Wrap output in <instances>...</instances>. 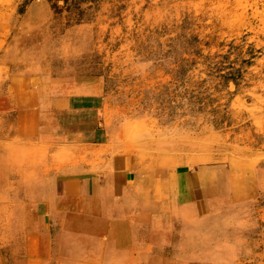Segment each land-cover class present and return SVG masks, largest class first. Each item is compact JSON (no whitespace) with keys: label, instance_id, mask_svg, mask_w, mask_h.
Listing matches in <instances>:
<instances>
[{"label":"rangeland","instance_id":"1","mask_svg":"<svg viewBox=\"0 0 264 264\" xmlns=\"http://www.w3.org/2000/svg\"><path fill=\"white\" fill-rule=\"evenodd\" d=\"M19 75L85 87L109 145L184 189L180 246L119 264H264V0H0V91Z\"/></svg>","mask_w":264,"mask_h":264},{"label":"crops","instance_id":"2","mask_svg":"<svg viewBox=\"0 0 264 264\" xmlns=\"http://www.w3.org/2000/svg\"><path fill=\"white\" fill-rule=\"evenodd\" d=\"M85 89L19 75L0 91L1 264H119L185 237L184 189L109 145Z\"/></svg>","mask_w":264,"mask_h":264}]
</instances>
